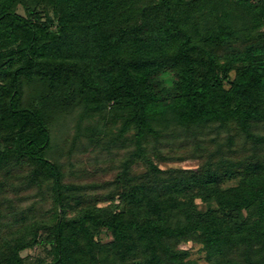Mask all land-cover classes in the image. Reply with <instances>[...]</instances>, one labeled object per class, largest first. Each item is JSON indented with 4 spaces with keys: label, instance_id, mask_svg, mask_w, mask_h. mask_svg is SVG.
<instances>
[{
    "label": "trees",
    "instance_id": "16d2710c",
    "mask_svg": "<svg viewBox=\"0 0 264 264\" xmlns=\"http://www.w3.org/2000/svg\"><path fill=\"white\" fill-rule=\"evenodd\" d=\"M76 111L74 142L130 145L104 194L53 156ZM173 129L196 150L227 136L198 169H162ZM0 175L51 200L1 219L0 264L34 246L32 264H200L192 242L206 264H264V0H0Z\"/></svg>",
    "mask_w": 264,
    "mask_h": 264
},
{
    "label": "rangeland",
    "instance_id": "374dc122",
    "mask_svg": "<svg viewBox=\"0 0 264 264\" xmlns=\"http://www.w3.org/2000/svg\"><path fill=\"white\" fill-rule=\"evenodd\" d=\"M19 12L24 14L23 8ZM78 111L65 113L57 117L52 128L54 143V153L56 158L62 164L65 172V181L81 185H90L97 187L98 193L104 194L108 191L107 183L112 182L118 173L120 162L125 157L130 145L107 149L108 138L100 136L97 145L91 144L87 138H80L75 141L78 125ZM82 129L95 127L92 121L84 122L80 125ZM100 130L99 127H95ZM200 136L204 150H196L192 145L184 144V138L178 137V131L175 129L168 131L164 139V145L161 154L165 161H157L162 169H198L209 157L210 154L217 152L222 141L226 139L225 132L206 130ZM111 136V135H110ZM232 151L240 152L239 146L233 147ZM225 156L232 155L230 150L225 149ZM237 156V154H236ZM134 173L143 172L141 165L134 167ZM236 181H229L226 186L234 185ZM48 187L26 188L19 183L18 179L7 182L0 175V221L5 219L7 222L10 211H27L32 219L42 218L49 215L51 211V200L48 193ZM7 227L0 228V235L8 234ZM9 235V234H8ZM7 235V236H8ZM109 241V237H104ZM180 248L188 250L191 253V259L200 264H206V252L202 245L192 242L182 244ZM46 250L39 246H34L22 252V257L26 259L27 264H32L34 259L46 257Z\"/></svg>",
    "mask_w": 264,
    "mask_h": 264
}]
</instances>
